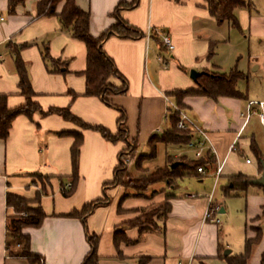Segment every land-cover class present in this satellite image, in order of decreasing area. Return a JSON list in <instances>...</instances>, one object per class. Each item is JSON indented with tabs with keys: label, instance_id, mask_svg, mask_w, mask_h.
Instances as JSON below:
<instances>
[{
	"label": "crops",
	"instance_id": "1",
	"mask_svg": "<svg viewBox=\"0 0 264 264\" xmlns=\"http://www.w3.org/2000/svg\"><path fill=\"white\" fill-rule=\"evenodd\" d=\"M132 0H75L80 9L89 14V33L100 36L110 26L122 21L144 33L140 38H121L112 35L102 43V50L111 58L120 76L112 75L108 81L115 87L125 81L123 92H110L108 103L97 96L84 95L86 47L84 43L63 30L56 16H39L38 0H24L7 13V0H0V93L7 95V105L16 107L24 103L19 93L18 76L14 66L12 46L26 43L19 50L24 62L33 100L43 111L68 108L82 122L101 125L116 133V122L121 108L125 112V140L111 142L94 130L84 129L57 114L31 117L16 116L6 139H0V264H81L89 251L86 232L97 236V264H227L225 257L231 250L223 244L222 230L218 224L203 221L208 206L217 207L214 192L219 181L227 183L229 177L243 174L248 178L260 176L264 163V127L252 105L246 118L249 101H264V0H247L251 8L238 7L234 15L237 29L254 46L242 55L230 53L225 70L223 48L230 46L224 31L229 22L217 23L209 13L204 0H137L133 7H120L119 3ZM262 10H256L258 7ZM60 2L56 7L58 12ZM233 28V27H232ZM168 35L174 49L168 51L161 44V35ZM213 53L208 55L210 47ZM60 66L53 71L44 60L43 53ZM161 57L163 60H159ZM165 64H164V63ZM51 69V70H50ZM190 69L217 71L237 69L245 77L238 80L237 88L242 98L220 96L211 99L199 95L182 98V110L206 133L213 151L208 149L209 160L202 166L204 172L193 174L197 182L204 175L213 178L210 191L198 194L196 185L158 181L144 189L125 188L110 184L114 168L127 142L135 145V154L126 165L135 174L148 172L141 164L149 158L158 143H151L167 127V109L175 104L169 95L174 90L192 89L194 80ZM261 70L262 77L258 76ZM65 134H60V133ZM82 136L77 158V180L69 195L62 194L70 186L72 133ZM199 137L198 134H194ZM163 144V143H162ZM168 147L165 162L187 156L178 148L186 145L164 144ZM254 145L262 155L261 161L251 150ZM154 146V147H153ZM147 153H142L144 148ZM143 156V158H141ZM249 160L248 162L246 160ZM222 170L215 175L216 166ZM158 168V167H156ZM154 168L153 170H155ZM147 169V170H146ZM37 176L45 178L43 182ZM11 192L28 199L39 196V205L46 214L36 227H26L29 249L40 257L38 262L27 258L9 257L5 252L6 217L12 214L5 204V194ZM255 207V215L244 224L261 229L254 260L246 264H259L264 251V191L250 184L243 194ZM223 196V195H222ZM106 197V203L95 207L83 222L80 218L66 216L90 201ZM224 197V196H223ZM167 199L170 205L165 217L156 218L155 225L145 229L127 224L136 219L141 210L154 207ZM216 214V212H215ZM214 214V216H215ZM129 242L115 241V231ZM244 245V242H243ZM225 249V250H224ZM241 253V252H240ZM238 253V254H240ZM236 255V254H235Z\"/></svg>",
	"mask_w": 264,
	"mask_h": 264
},
{
	"label": "trees",
	"instance_id": "2",
	"mask_svg": "<svg viewBox=\"0 0 264 264\" xmlns=\"http://www.w3.org/2000/svg\"><path fill=\"white\" fill-rule=\"evenodd\" d=\"M24 0H7V13L13 14L17 4ZM209 13L216 19L217 23L227 21L230 26L238 29L239 24L234 15V9L238 7H245L250 9L251 3L247 0H204ZM62 2L61 9L56 12L57 5ZM137 3V0H132L130 3H119L116 7H133ZM37 14L39 16H56L60 22V26L63 30L82 41L86 47V67L83 71L85 77V89L84 95L97 96L104 100L105 96L110 92H123L125 87V81L122 80L120 87L111 85L108 81L112 75L120 76L116 70L113 61L102 50V43L105 39L112 35H116L121 38H140L144 36V33L134 26H131L125 22H118L116 25L110 26L100 36L93 37L89 33V14L77 7L75 0H38L36 5ZM27 46L26 43L12 46L14 51V66L15 72L18 76L17 87L19 93L24 97V103L16 107H9L7 105V95L0 93V139H6L9 133V129L13 119L18 115H25L31 117L32 113L38 112L40 115L57 114L62 116L65 120L71 121L77 126L90 129L99 132L103 138L108 141L115 142L117 140H125L126 129L124 127L125 112L121 108H117L119 116L116 120L118 124V130L116 133H111L108 129L101 125H90L82 122L80 119L70 113L68 108H54L51 107L46 111H43L40 106L33 100L34 93L31 89L29 76L27 73L24 62L19 57V50ZM213 46L210 47L208 55L213 53ZM43 58L50 65L53 71H58L60 66L56 64V61L48 56L46 52L43 53ZM50 69V70H51ZM244 74L237 69H232L226 73H220L217 71L206 70L194 81L195 87L185 90H174L169 95L175 98V105L182 109V98L186 95H199L205 96L211 99H216L220 96L242 98L243 93L237 88L238 80L242 79ZM179 114L172 107L167 109L166 121L167 127L158 136V142L163 144L173 145H186L191 138L189 130H180L176 124ZM65 134V133H60ZM73 142L70 146V159H71V175L70 186L68 189H63L62 194L64 196L69 195L75 186L77 180V158L79 148L81 145L82 136L78 132L72 133ZM129 143V142H127ZM154 147V146H153ZM154 149V148H153ZM251 150L256 157L261 161L262 155L257 151L254 145H251ZM208 152L205 151L202 157L199 159H179L178 164L171 168L172 160L168 159V163L163 167H158L149 173L146 180V184L143 187H135L136 189H144L149 184L165 181L171 183L176 178H180L184 175L193 174L198 166H203L205 162L209 160ZM174 160V159H173ZM120 167V158L118 164L114 168L113 179L110 184H120V173L122 172ZM250 178L243 174H237L228 178L227 183L221 186V193L224 197L238 196L244 194L250 185ZM264 191V187H263ZM106 203V197L98 198L88 203H85L80 210H73L66 214L69 217L80 218L85 221L86 216L97 206ZM5 204L8 208H11L12 214L6 217L5 223V252L9 257H22L27 258L32 262H38L40 257L33 255L29 249V236L23 232L26 227L38 226L46 214L42 211L39 205V196L34 199H28L21 195L7 192L5 194ZM170 205L167 199L164 201L163 217L169 212ZM130 225L138 226L140 229H145L148 223L142 218L138 217L131 220ZM149 226V225H148ZM245 231H251L253 235H245L243 251L240 254L230 255L225 257L227 264H246L247 259L250 256L252 248L256 245L261 237V229L257 226H246ZM119 230L115 231V241H129L123 236L119 235ZM87 242L89 244V251L84 256L81 264H97L96 246L97 236L86 232ZM18 245V247H16ZM144 264V262H140ZM259 264H264V251L260 255Z\"/></svg>",
	"mask_w": 264,
	"mask_h": 264
},
{
	"label": "rangeland",
	"instance_id": "3",
	"mask_svg": "<svg viewBox=\"0 0 264 264\" xmlns=\"http://www.w3.org/2000/svg\"><path fill=\"white\" fill-rule=\"evenodd\" d=\"M256 10H262L259 6ZM225 38L229 40L231 43L230 46H225L222 50L223 55L225 56V70H227L230 53H234L238 51L242 55L247 53L248 50H252L254 46L253 41H248L243 37L236 28H232L230 25L227 26V29L224 31ZM255 47V46H254ZM258 76L261 78L262 73L261 70L258 71ZM158 137L152 139L151 143L153 145L156 142ZM178 150L182 151L187 156H192L191 150H186L184 147L178 148ZM142 153H147L148 148H144ZM166 152L169 153L168 147L162 143H158L155 148L152 150L149 158L143 159L141 164L148 169V172H141V174H135L134 172H130L127 170L128 161L133 157L135 152V145L132 143H126L122 153L120 154V167L123 169L120 173V185L125 188H135V187H143L146 184V180L148 178L149 173L153 171L154 168L159 167L164 164ZM143 158V156H141ZM179 159L188 160L186 156L178 157L176 159H169L172 162L178 161ZM146 169V170H147ZM37 179L42 182L46 180L41 176H37ZM213 178L209 174L204 175V181L201 183L197 182V178L195 176H185L176 180V184L179 186H184V184L189 183L196 185L198 188H194V192H197L199 195L210 191L212 187ZM224 185L222 180L219 181L216 186L214 192V198L217 203H221V206L224 208V212H217L215 217L218 219L219 224L218 227H221L222 230V238L223 244L227 245L225 248L230 249V255H235L243 251V242H244V224L248 223V221L255 215V207H252V201L248 202L247 197L243 194L238 196H228L223 197L221 193V186ZM194 187V186H193ZM164 209V201L161 204H158L154 207L148 208L146 210H141L138 219H144L148 225H155L156 218H162ZM257 249H253L251 251L250 263L254 260V257L257 254ZM225 250V249H224ZM249 263V264H250ZM224 264L225 261H224Z\"/></svg>",
	"mask_w": 264,
	"mask_h": 264
},
{
	"label": "built area",
	"instance_id": "4",
	"mask_svg": "<svg viewBox=\"0 0 264 264\" xmlns=\"http://www.w3.org/2000/svg\"><path fill=\"white\" fill-rule=\"evenodd\" d=\"M0 19L2 17L0 16ZM161 44L168 50L172 51L174 46L169 38L168 35L162 34L161 35ZM159 60H163L159 57ZM164 63V62H163ZM165 64V63H164ZM262 68L264 69V58L261 64ZM256 104L258 106V111L256 112L257 117L264 127V101H249L246 105L245 116L246 118L249 116L252 105ZM171 107L176 110L179 114L178 121H177V128L180 130H189L191 138L186 143V146L192 151L193 159L197 160L204 152L208 149L210 152L213 151V148L208 141L207 135L205 131L198 126L182 109L178 108L175 104H171ZM198 134L199 137H195L194 134ZM249 161L248 159L246 160ZM222 163H219L215 169V175L218 176L222 170ZM197 172L203 173L204 170L202 166L197 167ZM217 207L208 206L207 209L203 213V221H210L212 223L218 224V219L214 216ZM18 247V245H16Z\"/></svg>",
	"mask_w": 264,
	"mask_h": 264
},
{
	"label": "water",
	"instance_id": "5",
	"mask_svg": "<svg viewBox=\"0 0 264 264\" xmlns=\"http://www.w3.org/2000/svg\"><path fill=\"white\" fill-rule=\"evenodd\" d=\"M203 73H205V71H197L195 69H190V71H189V77L192 80L195 81L197 79V77L200 76ZM177 164H178V161H175V162L171 163L170 167L173 168ZM261 168H262V171H261L260 176L257 177V178H251L249 180L250 184L264 187V163L262 161H261Z\"/></svg>",
	"mask_w": 264,
	"mask_h": 264
}]
</instances>
